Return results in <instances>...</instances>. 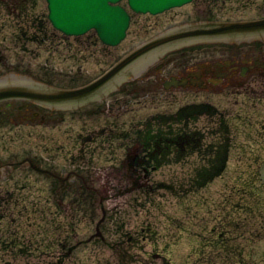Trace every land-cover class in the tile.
Segmentation results:
<instances>
[{
  "label": "rangeland",
  "instance_id": "rangeland-1",
  "mask_svg": "<svg viewBox=\"0 0 264 264\" xmlns=\"http://www.w3.org/2000/svg\"><path fill=\"white\" fill-rule=\"evenodd\" d=\"M10 1L16 0H0V77L26 74L57 87L90 81L112 58L184 17L194 21L264 16V0H192L158 14L133 12L126 36L116 45H106L89 31L66 35L53 28L46 0H17V7ZM42 28L49 31L50 43L43 44ZM31 38L40 41L26 42ZM79 41L84 49L72 60L67 56L74 55ZM263 89L264 83H259L248 93L208 94L214 107L232 109L231 120L222 116L229 120L225 137L213 136L210 121L203 118L196 126L203 130L202 141L211 142L207 158L190 153L182 163L147 171L128 169V160L122 158L123 141L118 139L109 142L115 152L114 166H103L107 147L95 151L90 160L79 162L71 156L77 128L67 126L68 121L72 125L83 121V133H88L94 119L100 125L110 121L102 109L105 104L95 105L97 113L92 116V103L83 107L88 114L82 117L77 115L80 108L58 110L55 117L65 120L56 125L13 126L15 134H39L35 140L11 139L12 131L0 130V189L7 197L12 195L11 201L0 203V264H222L225 251L221 238L215 237L217 231L222 229L225 240L229 239L225 231L241 232L238 225L246 214L244 208L253 201L252 194L264 200ZM158 97L153 99L158 103L143 108L140 116L136 110L122 117L127 121L151 115L163 118L174 114L184 100ZM162 107H169L168 111H154ZM75 116L79 118L74 120ZM125 123L116 119L108 127L114 133L130 129L133 138L136 126ZM92 143L88 140L84 145ZM33 163L48 169H32ZM214 163L220 168L202 169ZM48 170L61 171L65 177L55 191L62 196L49 189L54 180ZM144 181L146 185L135 184ZM53 200L60 203L59 213L50 212ZM259 208L264 219V202ZM250 221L251 217L243 218L244 227ZM261 229L258 237L246 232L241 238L231 237L238 254L227 252L230 258L223 264H264ZM212 239L217 242L210 243Z\"/></svg>",
  "mask_w": 264,
  "mask_h": 264
},
{
  "label": "flooded vegetation",
  "instance_id": "flooded-vegetation-1",
  "mask_svg": "<svg viewBox=\"0 0 264 264\" xmlns=\"http://www.w3.org/2000/svg\"><path fill=\"white\" fill-rule=\"evenodd\" d=\"M8 3V1L5 2L6 5ZM17 3L16 0L12 5L16 6ZM130 19L132 20V16ZM181 20L173 21V24L168 25L164 29L187 21H193L188 17H184ZM42 36L43 44L46 42L50 43L49 31L43 28ZM36 39L40 41V38ZM36 39H27L26 42H33ZM91 40L95 46H98L95 39ZM262 42H264V35L228 40H193L163 48L157 54L136 62L133 68L124 70L120 74L121 76L114 80L112 85L102 90L99 93L100 95L98 94L99 96H94L92 101H88L86 104H81L82 102H80L76 106H73V108L52 105L45 106L24 98L1 100L0 130L12 131L14 133L13 126L34 127L40 124L47 126L56 125L58 122L61 123L65 120L64 117H55L54 114L58 110H78L80 108L81 112L77 115L82 117L88 114L83 110V107L92 103V105L94 104V107H91L93 110L90 112L92 116L97 113L95 105L105 104V107L102 109L107 112V119H110V121L100 125L94 119V126L89 128L88 133H83L82 126L80 125L83 121L79 120V117H74V120L78 119L74 125L68 121L69 124L67 126L73 129L77 128L74 132L76 141L73 145L76 150L75 154L71 156L77 158L79 162L80 159L86 157L90 160L94 157L95 151L98 152L102 147H107L109 151H107L106 163L103 166H114L115 152L109 142L115 139L123 141L122 145L125 155L122 158L128 160V169H143L147 171L173 163H182L190 153L196 154L198 158H207L206 152L211 142L207 144L206 141H202L203 130L196 126V124L205 118L211 123L209 130L214 133L213 136L224 138L226 131L224 125L229 120H223L222 116L230 120L233 116L231 107H224L221 111L217 106L211 105L213 103L210 102L208 94L222 96L232 93H248L255 90L259 83H264V43ZM75 44L79 47L75 49L74 55L68 54L67 56L68 58H72V60L77 56L78 51L82 52V49H84L82 42L79 41ZM121 55L118 54V57L112 58L108 66H111ZM158 95L160 96L158 97ZM195 96L197 101H195ZM157 97V100L162 98L170 100H178L179 98L184 100H182V103L177 107V111L174 114H168L163 118H158L159 115L150 114L151 116L144 118V120L137 117L132 121H127L122 117L125 112L128 114L136 110H138L140 116L143 108L148 109L149 105L158 103L153 100ZM236 102L235 100L234 103ZM160 105L158 106L160 107ZM168 108H157L154 111H168ZM99 110L100 108H98ZM118 110H123L124 112L121 114V112L118 113ZM104 111L101 110V112ZM116 119H121L122 124H126L125 122H127L132 124V126H136L133 138L131 137L130 129L125 133H114L113 129H109L108 126L111 125V122H115ZM117 122L119 125L120 122ZM27 133L23 135L9 134V137L19 140H35L36 137H39V134H33L32 131H27ZM95 134L96 136H94ZM96 138L104 143L95 142ZM130 139L134 140L130 141ZM88 140H92L93 143L85 146L84 143ZM217 145L222 146V144ZM212 146L213 148L215 147V145ZM224 150L226 151V147H224ZM223 158H225V155L222 156ZM209 160H211V157ZM90 167L93 168V165ZM31 168L48 169L37 166L35 163L32 164ZM218 168H220V164L214 163L205 165L202 169H209L211 171ZM60 169L64 168L61 167ZM47 173L54 180L53 183L49 184V189L54 192L60 190L61 184L65 180L61 171L53 173L48 170ZM137 178H140V175H137ZM108 180V178L105 179V181ZM135 184L146 185L147 182H135ZM2 191L3 188L0 189V203L11 201L12 195L7 197L6 193ZM55 194L60 195L58 192H55ZM44 199H49V196ZM251 199H253L250 202L251 205H246L247 207L244 208L246 214L243 217H251V221L247 227H244L242 218L241 223L238 225V228L240 227L239 231H241L239 233H236L238 229L234 230L235 232L232 230L225 231L229 234L227 236L229 239L231 237L241 238L244 232L249 233L248 236L258 237L263 230L261 229L264 227L263 210L261 211L259 206L264 200L259 201L256 196H253ZM48 203H51V201ZM52 203L53 208L50 209V212H58L60 203L57 200H53ZM217 232L218 234L215 237H220L222 240L220 243L223 244L225 251V262L230 258L227 252L238 254V247L232 245V240L229 241L227 238L225 240L222 229ZM216 242L214 239L210 241V243ZM207 260L212 261V259L208 258ZM241 261H243L242 258Z\"/></svg>",
  "mask_w": 264,
  "mask_h": 264
},
{
  "label": "water",
  "instance_id": "water-1",
  "mask_svg": "<svg viewBox=\"0 0 264 264\" xmlns=\"http://www.w3.org/2000/svg\"><path fill=\"white\" fill-rule=\"evenodd\" d=\"M48 18L52 25L66 34H81L94 28L99 38L109 44L118 43L125 35L129 14L118 2L120 0H46ZM190 0H127L135 11L160 12ZM264 33V17L238 21H208L189 24L160 33L150 41L126 54L117 64L110 67L93 82L76 88H56L44 83H31L26 79L0 78V100L7 98H30L45 104H74L82 102L98 90L109 85L106 80L125 70L127 62H136L137 56L157 53L163 48L187 40L235 39ZM145 57V56H144ZM136 58V59H134ZM134 62V63H135ZM132 63V64H134ZM113 76V77H114ZM111 77V78H113ZM10 78V77H9ZM23 78V77H20ZM97 87V88H94ZM94 94V95H95Z\"/></svg>",
  "mask_w": 264,
  "mask_h": 264
}]
</instances>
